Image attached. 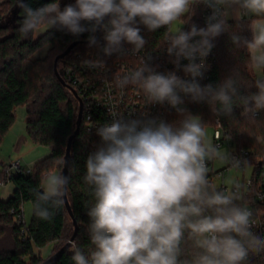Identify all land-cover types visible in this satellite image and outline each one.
Segmentation results:
<instances>
[{"label": "clouds", "instance_id": "9594fccd", "mask_svg": "<svg viewBox=\"0 0 264 264\" xmlns=\"http://www.w3.org/2000/svg\"><path fill=\"white\" fill-rule=\"evenodd\" d=\"M201 4L211 10L205 27L193 23L187 31L182 26L172 30L174 22L184 21L193 6ZM17 7L23 13L19 32L25 38L41 28L73 37L88 33V46L99 47L104 57L124 54L125 44L134 52L143 49L141 25L149 32L167 26L166 51L189 77L158 72L144 61L117 78L118 87L135 85L148 104L167 103L183 119L168 123L146 115L114 116L95 126L100 143L87 156L83 177L93 198L86 212L92 250L86 255L74 245V264H243L250 252H264V238L252 231V212L236 203V192L218 190L209 181L207 162L229 158L206 140L201 119L181 107L188 96L194 102L218 104V115L232 116L239 106L241 116L254 119L264 110V75L253 81L257 91L248 95L239 93L231 77L216 87L199 83L213 41L225 32L231 33L236 48L247 50L253 69L264 70V0H74L63 7L59 0H50L37 8L17 0ZM230 18L236 28L247 19L251 39L237 34L228 24ZM182 59L188 63L181 65ZM230 162L234 168L247 163L233 157ZM68 182L62 172L43 176V191L34 192L37 218L53 219L65 203ZM189 242L192 255L182 259Z\"/></svg>", "mask_w": 264, "mask_h": 264}, {"label": "trees", "instance_id": "16d2710c", "mask_svg": "<svg viewBox=\"0 0 264 264\" xmlns=\"http://www.w3.org/2000/svg\"><path fill=\"white\" fill-rule=\"evenodd\" d=\"M27 2L31 7L37 8L49 3L50 0ZM62 2L61 7L70 2L74 3V0ZM203 8L202 4L193 6V13L186 14L184 21L199 22ZM22 18L23 13L17 7V0H0V144L16 120L17 107L24 105L28 137L34 143L47 146L50 152L34 164L30 173L23 167L12 171L10 175L7 173V166L0 171V184L8 180L15 184L12 194L7 199L0 198V264H41L48 258L39 253L41 248L52 244L57 251L74 234L73 217L65 203L60 209L55 210L50 221L41 220L32 213L30 221L19 224L16 216L21 214L26 201L33 204L35 191H43L42 178L46 173L62 171L68 139L77 127L80 102L64 74L63 64L71 60L76 53L86 54L96 48L88 46V33L73 37L55 28H50L37 37L33 33L25 38L19 32ZM247 23L246 19L240 28H236V20H228V24L237 34L251 39ZM140 27L147 49L157 48L165 42L167 26L155 32H149L143 25ZM102 36L103 33L99 32V42ZM73 42L76 44L72 50L64 58L59 59V68L63 69V77L70 85L68 87L56 75L54 61ZM213 43L216 62L210 75L199 80L201 86L211 84L216 87L231 77L237 81L241 95L257 91L251 87L257 76L249 63L247 50L236 48L232 44L230 32L222 33ZM46 45H49L48 53L43 57H34V54ZM181 107L186 110V114L199 117L204 124L217 126L216 120H219L224 132L223 138L229 140L236 152L243 153L246 164L253 165L250 176L252 182L250 186H243L242 197L238 198L236 203L242 207L250 205L264 210V199L258 197L260 192H264V110L258 111L254 119L241 116L242 108L239 106L234 107L232 116L218 115L216 112L218 104L194 102L188 96L184 97ZM85 112L80 131L72 143L67 187L78 232L63 255L50 264H74L72 260L74 245L79 246L86 255L92 250L87 231L89 218L86 212L93 198L88 186L84 184L83 177L86 173L85 160L95 151L100 138L95 134V129H88L86 126ZM181 119L183 116L173 109L167 113L166 122L175 123ZM258 137H261V140H258ZM214 176L215 172L209 171V181L216 187L213 183ZM252 231L264 238L259 230L252 228ZM183 247L184 255L181 258H190L193 252L191 243ZM243 264H264V252L259 254L250 252L248 260Z\"/></svg>", "mask_w": 264, "mask_h": 264}, {"label": "built area", "instance_id": "2783aa9c", "mask_svg": "<svg viewBox=\"0 0 264 264\" xmlns=\"http://www.w3.org/2000/svg\"><path fill=\"white\" fill-rule=\"evenodd\" d=\"M210 14L211 10L204 7L199 22H185L182 25L183 30L187 31L193 23L199 27L206 26L205 21ZM99 43L100 45L104 44L102 37ZM125 48L127 51L122 55L104 57L100 52V48L96 47L93 50H89L86 54L76 53L71 60L63 64L64 74L68 82L73 86L79 98L82 100L83 112L86 111L85 124L88 129H95L97 125L110 122L114 116L124 119H134L144 118L146 115L149 118H158L166 121L167 113L174 109L170 105L167 103L163 105L148 104L147 97L143 91L135 85L129 84L124 88L117 86V78L140 68L144 61L158 72L166 73L168 71H176V74L181 78L189 79L182 69H177L172 63L174 57L168 55L166 51V42L154 49H147L144 46V48L138 52H134L131 46L127 44H125ZM90 62L97 66H91ZM215 62L216 52L212 49L205 59L207 69L204 72V78L210 75ZM187 63V60H181V65ZM98 114L100 116H98ZM216 121L217 128L214 133L215 145H221L226 139L223 138L224 132L220 126L219 120L217 119ZM257 139L261 140V137ZM244 153L246 154L247 152ZM231 157L242 161L244 160L243 153L236 152L235 148L230 145L227 168L232 167L230 162ZM212 163L213 159L209 160L207 162L208 167L211 166ZM21 168V164L16 162L12 165H8L6 170L10 175L12 171L20 170ZM239 168H245V164H242ZM26 171L30 173L32 169H26ZM216 173L223 176L225 170L215 171V174ZM251 182V178L238 182L240 185L239 190L235 188V184L232 188L226 185H221L219 188L222 190L231 189L233 192H236L238 198H241L243 186H250ZM1 183L4 184L5 181ZM258 197L264 199V192H260ZM245 208L253 214L252 228L254 230H259L260 233L264 235V210L250 205H247ZM16 217L18 219L17 222L20 224L23 221V211Z\"/></svg>", "mask_w": 264, "mask_h": 264}, {"label": "rangeland", "instance_id": "374dc122", "mask_svg": "<svg viewBox=\"0 0 264 264\" xmlns=\"http://www.w3.org/2000/svg\"><path fill=\"white\" fill-rule=\"evenodd\" d=\"M62 0L60 5H62ZM183 21L174 22L172 30L174 31L177 27L182 26ZM50 28H41L34 36L37 37L46 30ZM49 45H46L40 48L35 54L34 57H43L48 53ZM253 72L258 77L264 75V70L253 69ZM16 120L11 127V133L8 138L2 141L0 144V171L3 170V167L12 165L16 162H19L21 166L25 169H32L34 164L49 154L50 150L47 146L34 143L27 134L26 131V107L24 105L18 106L16 109ZM217 126L215 124L206 123L204 124V129L206 133V140L211 144L215 145L214 133ZM20 138L21 147L16 148L13 146L15 139ZM229 140H224V142L219 146V151L225 156L229 157L230 150ZM233 147V146H232ZM228 159L220 160L213 159V163L209 166V171H218L225 170L223 176L215 174L213 183L216 187L221 185H226L229 188H232L234 184L242 182L250 178L253 172L252 164H245V168H234L228 167ZM56 172V171H55ZM220 172V171H219ZM47 174V173H46ZM15 184L13 181L8 180L4 184H0V198L7 199L13 192ZM33 204L31 201H26L23 205V221L20 224L26 223L30 220L32 215ZM16 220L18 221L17 217ZM75 227L73 228V232ZM55 248L52 247V244H49L39 251L43 256L52 255L55 251Z\"/></svg>", "mask_w": 264, "mask_h": 264}, {"label": "water", "instance_id": "95a60500", "mask_svg": "<svg viewBox=\"0 0 264 264\" xmlns=\"http://www.w3.org/2000/svg\"><path fill=\"white\" fill-rule=\"evenodd\" d=\"M98 33H99V31L95 34L96 37H98ZM75 44H76V42L71 43L62 53H60L55 58V61H54V70H55L56 75L58 76L59 80L63 84L67 85L68 87L70 85L65 81V79L63 77V69L59 68V59L64 58L72 50V48L74 47ZM72 90H73L74 94L77 96V98L79 99L80 108H79V114H78V119H77V127H76L74 133L68 139L64 166H63V169L61 171L65 176H68V177H69V163H70V158H71L72 143H73L74 138L76 137V135L80 131L82 120H83V103H82V100L79 98L76 90L75 89H72ZM67 187H68V185H67ZM64 200H65V205H66V208H67L69 214L73 217V221H74V224H75L74 234L72 235L71 239L66 244H64L60 249H58L52 255H50L48 258H46L41 264H50L53 260H55V259L59 258L60 256H62L63 253L69 248V246L71 245L72 241L74 240V238H75V236H76V234L78 232L77 220L74 217L73 210H72L71 204L69 202L68 191L67 190H66V195L64 197Z\"/></svg>", "mask_w": 264, "mask_h": 264}, {"label": "crops", "instance_id": "0c3cea01", "mask_svg": "<svg viewBox=\"0 0 264 264\" xmlns=\"http://www.w3.org/2000/svg\"><path fill=\"white\" fill-rule=\"evenodd\" d=\"M231 19V18H230ZM10 133H11V130H9V132L6 134V136L4 137V140L6 139V138H8L9 137V135H10ZM21 141H20V138H18V139H15V142H14V144H13V146L14 147H16V148H20L21 147ZM32 213H33V211H32ZM31 217H32V215H31ZM31 219V218H30ZM30 221V220H29Z\"/></svg>", "mask_w": 264, "mask_h": 264}]
</instances>
